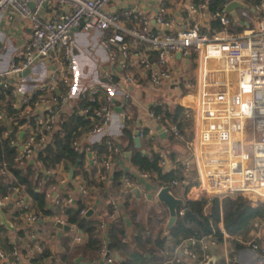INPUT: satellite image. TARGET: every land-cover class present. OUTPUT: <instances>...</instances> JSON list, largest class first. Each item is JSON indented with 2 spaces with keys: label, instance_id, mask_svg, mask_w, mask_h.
Masks as SVG:
<instances>
[{
  "label": "built area",
  "instance_id": "built-area-1",
  "mask_svg": "<svg viewBox=\"0 0 264 264\" xmlns=\"http://www.w3.org/2000/svg\"><path fill=\"white\" fill-rule=\"evenodd\" d=\"M112 1L0 0V18L15 16L20 21L26 20L31 30L21 52L10 61L7 69L0 72V90L7 91L5 106L19 109L26 121L18 125V129L24 132L19 158L30 159L47 143L57 124L63 123L60 113L69 101L92 103L79 109L80 114L91 121L86 130L89 136L99 135L107 129L114 111L113 101L117 96L128 99L127 85L136 83L135 75L129 72L114 79L117 66L126 68L131 60H135L149 83L153 87H162L176 80L173 65L176 53H180L182 59L190 58L193 53L196 82L185 86L194 88L196 93L192 114L195 179L210 196L219 200L243 196L252 203L264 205V0H254L253 3L226 0L223 12L214 13L209 10L208 0H191L190 15L210 13L211 19L221 26L211 35L202 33L197 23L190 26L186 22L173 32L175 20L167 16L163 2L152 17L142 12H130L128 18L132 25L127 26L115 12L108 10ZM232 3L240 5L235 20L225 12ZM46 5H59L64 11L55 19H44L42 13ZM244 23H247L246 27ZM78 31H97L102 35L99 45L106 53L109 65V70L101 74L106 84L98 80L82 84L78 79L74 58ZM132 45L145 46L146 49L132 52L135 48L132 49ZM45 61L54 69L38 85L24 90L20 81L35 63ZM26 70L29 71L25 74ZM5 110L2 109L0 118L6 117ZM172 131L178 135L175 128ZM7 134V131L3 133L4 136ZM11 143L18 146V142ZM105 144L108 152L118 151L110 138L106 137ZM71 146L75 150L81 149L77 140H73ZM91 163L100 168L98 179L105 180L112 168L110 156L101 161L92 157ZM45 172L50 174L53 170ZM0 175L9 178L2 202H12L27 224L38 222L41 214L24 192L12 185L11 174L5 165L0 166ZM66 181L63 177L59 182L65 184ZM53 188L50 187L48 198ZM78 190L85 192L83 185H78ZM73 201L72 192L52 199L53 204L59 206L70 205ZM87 211L83 209L81 214L85 215ZM118 211L117 197L108 194L107 208L98 216V229L105 230ZM57 220L65 223L63 219ZM208 236L212 234L187 238L191 243H198L199 252L185 248V258L173 255L163 264H186L187 258L195 260L196 264H207L209 245L204 240ZM83 238V233L78 231L72 241L81 243ZM121 241H125L124 237ZM248 247L254 255L264 256V234L259 232ZM43 249L42 244L36 242L30 251L41 256ZM98 254L105 264L118 260L110 255L106 242ZM21 259L20 251L15 247H12L9 259H5L0 249V261L5 260L6 264H21ZM36 264H41V260Z\"/></svg>",
  "mask_w": 264,
  "mask_h": 264
},
{
  "label": "crops",
  "instance_id": "crops-1",
  "mask_svg": "<svg viewBox=\"0 0 264 264\" xmlns=\"http://www.w3.org/2000/svg\"><path fill=\"white\" fill-rule=\"evenodd\" d=\"M162 2L165 3L167 16L175 20L173 32L179 30L183 22L189 23L190 26L197 23L200 26L201 32L207 35L218 31L211 29V22L213 20L209 15L210 13H206L205 15L189 14L188 8L191 0H114L110 3L108 10L115 12L123 24L130 26L132 25V20L128 18L130 12H142L148 17H152ZM250 2L253 3L254 0H250ZM239 8L240 6L230 11H226L225 9V12L235 20L239 13ZM63 11L64 8L62 6L50 7L46 5L44 6L42 16L44 19H55ZM232 13L235 14V17L232 16ZM244 24L247 26V23ZM30 34L31 30L28 21H20L15 16L14 18L7 16L0 18V72L7 69L10 61L21 52ZM101 36L100 32L97 31H78L75 34V50L77 51L74 52L76 75L82 84H92L97 80L104 84L107 82L101 77L103 71L109 70L106 53L99 45V38ZM133 47L135 48L133 49ZM132 49V52H143L146 48L145 46L132 45ZM175 57L176 60L173 65L175 71L174 77L177 83L173 81L163 87H153L147 77L140 71L135 60H131L129 62L130 65L126 68L120 69L117 66L114 79L128 72L133 73L136 77L135 84L127 85L129 98L116 97L112 103L114 110L112 120L107 129L102 133L89 136L86 133L87 131H84V128H78L80 133L77 137L80 145H93L101 142L106 137L110 138L117 145L118 153L115 156L110 155L112 168L104 180L107 192L103 196L92 195L89 197L90 201L86 203L90 206L94 202L92 214L99 216L107 208V195L116 196L119 211L115 219L118 220L120 229L123 231L121 237H124V242L128 243L131 247L135 246L136 242L134 239L138 235H149L152 239L155 236H164L165 243L159 251L155 252L156 259L154 260H156V264H163L173 255L182 257L185 248L199 252L198 243L189 242L187 238L191 236L184 234L185 230L182 233L171 232L177 221H182L183 226H185L184 228L195 227L193 221H197L199 215L187 205L188 201L199 203L206 225L212 227L213 224L210 213L212 208L211 198L215 197L210 196L200 186L199 181L195 179L197 169L193 158L194 118L192 115L195 107L194 97L192 98L189 92L181 90L185 87L184 82L186 81H184V77L181 76V81L177 79L191 59L188 57L184 59ZM177 60L181 62L177 63ZM194 62L196 65L195 58ZM103 65L106 66L104 67ZM53 69V65L46 61L35 63L28 75L20 81L22 88L29 90L38 85L46 74ZM160 95L168 96L165 99L166 101L159 99ZM75 102L78 101H69L62 108L60 113L61 120L64 121L67 116L74 112L73 107L75 106ZM6 103L3 101V108L1 109H4ZM158 103H160V106ZM116 108H120V111H117ZM77 113H80L79 110ZM125 120L133 121L128 127H133V147L140 153L139 161L141 166L132 164V150L128 147L127 140L120 137ZM0 121L9 123L5 118H0ZM61 124H57V129L47 142L52 141L54 134L60 132ZM173 128L177 130L178 135L173 133ZM135 131H138L139 145L134 140ZM21 132H23V129H18L19 151L22 140H19ZM37 153L25 161L35 168H37L35 162ZM94 156L93 153L89 152L86 155L85 164L90 165L91 158H94ZM70 169L61 162L52 169V174L56 181H60L63 177L69 179ZM38 170L46 174L42 167L39 166ZM99 171L100 168H97L96 174ZM115 172L119 173L118 180L113 179ZM143 173L146 176H143ZM81 180L80 176L76 177V186L82 185ZM163 188H168L170 195L179 201L174 208L176 219L168 227L169 219L173 213L158 197L159 191ZM58 190L56 189L52 192L50 201L53 197L58 196ZM28 199L32 202L29 197ZM199 201H202V203ZM250 203L253 206L258 205ZM52 208L54 210L53 214L41 215V219L38 222L27 224L21 218V213L16 206L10 201L3 203L0 197V249L4 252L5 259H9L12 247H15L20 251L22 256L21 264H36L39 260H41V264H66L63 261V255L66 254L67 248L72 249L86 243V234H83L84 238L81 243H74L72 241L74 234L78 231L80 232L75 225L68 224L70 230L62 231L61 235L57 236L58 229L55 223L60 218L67 224L66 215L63 212V206L53 205ZM185 208H189L196 217L188 216L184 218L183 211ZM219 216L217 228L222 234L221 241L217 240V236L215 237L214 233H211L212 236H208L204 240L209 245L207 264H264V256L254 255L248 247L249 242L259 232L264 234V219H254L247 230L236 235H228L223 227L221 209L219 210ZM259 226L263 228H259ZM73 231H75L74 234L72 233ZM207 235H201L200 237H206ZM36 242L42 244L44 248L41 256L35 251H30ZM236 243H242L243 246L237 247ZM244 254H246V257L243 256ZM110 255L115 259L119 256L117 252L111 251ZM146 256L148 258L151 257L148 253ZM183 257L185 258V256ZM75 259L74 263L79 264L75 262ZM185 260L186 264H196L193 259L187 258ZM82 261L87 262L83 258ZM0 264H6L5 260L0 261Z\"/></svg>",
  "mask_w": 264,
  "mask_h": 264
},
{
  "label": "trees",
  "instance_id": "trees-1",
  "mask_svg": "<svg viewBox=\"0 0 264 264\" xmlns=\"http://www.w3.org/2000/svg\"><path fill=\"white\" fill-rule=\"evenodd\" d=\"M250 1V0H247ZM209 10L211 13L223 12L224 4L226 0H208ZM212 30H220L221 26L217 21L211 22ZM241 29V28H240ZM238 29V30H240ZM231 30V29H230ZM195 55L190 54V59ZM193 58V59H194ZM7 91L0 90V114H2L3 101L6 98ZM74 112H72L61 124V130L55 133L52 141L47 142L37 153L35 162L37 168L30 164H27L25 159L19 158L20 152L16 144H12L11 141L18 142V125L26 122L24 117L20 114V110L12 107L11 105L5 106L6 117L9 123H3L0 121V166L5 165L7 170L11 174V183L14 187L24 192L29 197L35 209L41 215L53 214L52 200L47 197V193L50 187L54 186V190H58V196L67 195L68 192L73 193V203L63 206V212L66 215V223L69 225H75L78 230L83 234H86L87 241L85 244L72 249L67 248L66 254L63 255V261L66 264H75L74 259L81 255L82 258L90 263L105 264L99 257V250L103 243L106 242L111 252H117L120 259L114 261L113 264H156L155 252L159 251L165 243L164 236H155L152 239L149 235H138L135 240V246L131 247L128 243L121 241L122 230L120 229L117 219H112L108 222L105 230L98 229V216L92 214L85 216L81 214L83 209L86 211L93 208L94 202L89 206L87 201L89 197L96 194L97 196H103L107 192V187L104 180H99L96 174V163L85 164L86 155L91 152L95 156L97 161L105 159L108 155L115 156L117 152H108L105 139L101 142L93 145H81L80 150H75L71 146L73 140H77L79 135L78 128H84L86 131L90 126V119L80 113H77L80 107L86 105H92L90 102L80 101L75 102ZM131 120H125V125L121 130V139L127 140L128 147L132 150L131 162L135 166H141L139 161V152L133 146V127H128ZM7 131V136L3 133ZM117 147L116 144H114ZM79 161L74 169V177L72 180L67 179L65 184L56 181L52 173L45 174L39 172V166L46 170L53 169L59 163L63 162L66 167L72 168L73 165ZM46 176V178H45ZM82 178L81 183L85 188V192L78 190V186L75 184L76 177ZM113 179H119V173L113 174ZM9 185V178L0 175V197L2 198L7 193V186ZM53 190V191H54ZM50 192V197L52 192ZM202 203V201H199ZM211 217L212 227H209L205 223V217L201 214V206L196 202H187L198 215L199 219L193 221L195 227L183 226L182 221H177L175 226L171 229V232L182 233L194 237H200L201 235H207L214 233L218 241H221L222 234L218 231L217 222L220 219L219 210L221 209V218L223 227L228 235H236L244 230H247L252 220L260 218L264 219V205H251L250 200L243 196H236L234 198L225 197L218 200V198H212L211 200ZM59 206V205H55ZM215 230V232H214ZM106 235V236H105ZM237 247H242V243H236ZM12 247V245H11ZM44 252V251H43ZM150 254V258L146 254ZM45 254V253H44ZM45 256V255H44ZM40 259V258H39Z\"/></svg>",
  "mask_w": 264,
  "mask_h": 264
},
{
  "label": "water",
  "instance_id": "water-1",
  "mask_svg": "<svg viewBox=\"0 0 264 264\" xmlns=\"http://www.w3.org/2000/svg\"><path fill=\"white\" fill-rule=\"evenodd\" d=\"M239 6H240V5H239L238 3H232V4H230V5L226 8V11H230V10H232L233 8H236V7H239ZM232 16L235 17V14L232 13ZM244 25L246 26V24H244ZM176 56H177V57H180V53H177ZM28 71H29V70H26V71H25V74H26ZM116 110H117V111H120V108H116ZM135 134H136L135 137H134L135 143H136L137 145H139L138 131H135ZM23 135H24V132H21V133L19 134V140L22 139ZM20 149H21V147H20ZM78 163H79V161H77V162L73 165V167L70 169V171H69V177H68L69 180H72V179H73V177H74V169H75V167L77 166ZM158 197H159L160 200H162V201H163V202H164V203H165V204L171 209V211H172V213H173L172 216H171L170 219H169V223H168V225H167V227H168V226H170V225L175 221V219H176V215H175L174 208H175V206L177 205V203H179V201H177L176 199H174V198L170 195V193L168 192V188H163L162 190H160L159 193H158ZM260 205H262V204H260ZM92 213H93V208H90V209H88V211L85 213V216H90V215H92ZM188 216L196 217V215H195L194 213H192V212L190 211L189 208H185L184 211H183V217L186 218V217H188ZM55 226H56L57 229H58V233H57V236H58V237L61 235V232H62V231H68V230H70V226H69L68 224L62 223V222L59 221V220L56 221ZM107 248H108V249L110 248L109 245H107ZM251 253H252V252H251ZM107 254H109V252H107ZM117 259H119V256H117ZM75 262H76V263H79V264H98V263H88V262H84V261H82L81 256H78V257L75 259ZM107 264H111V263H107Z\"/></svg>",
  "mask_w": 264,
  "mask_h": 264
},
{
  "label": "rangeland",
  "instance_id": "rangeland-1",
  "mask_svg": "<svg viewBox=\"0 0 264 264\" xmlns=\"http://www.w3.org/2000/svg\"><path fill=\"white\" fill-rule=\"evenodd\" d=\"M26 21V20H25ZM74 52H77L75 49H74ZM194 56L191 58V61H190V63L188 64V65H186L185 67H184V70L182 71V73H184V74H180L178 77H177V79L179 80V81H181L180 79H181V76H183L184 77V81H186V82H184V84L186 85V83H190V84H195V82H196V65H195V62H194ZM177 63H180L181 61L180 60H177L176 61ZM108 64V63H107ZM104 67L106 66V65H103ZM188 81H187V80ZM183 80V79H182ZM174 83H177L176 81L174 82ZM163 87V86H162ZM182 91H184V92H189V94H191L192 95V98L194 97V103H195V98H196V93H195V91H193L194 89H192V87H184V88H182L181 89ZM168 96H166V95H164V96H159V99H163V100H165L166 98H167ZM166 101V100H165ZM193 103V104H194ZM216 198V197H215ZM211 200H212V198H211ZM261 202H263V201H261L260 200V203ZM259 204V203H258ZM259 228H263L262 226L260 227L259 226ZM74 232L75 231H73L72 233L74 234ZM72 234V235H73Z\"/></svg>",
  "mask_w": 264,
  "mask_h": 264
}]
</instances>
